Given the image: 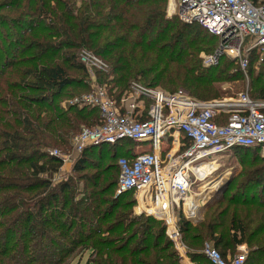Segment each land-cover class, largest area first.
<instances>
[{
	"label": "trees",
	"instance_id": "trees-1",
	"mask_svg": "<svg viewBox=\"0 0 264 264\" xmlns=\"http://www.w3.org/2000/svg\"><path fill=\"white\" fill-rule=\"evenodd\" d=\"M167 2L0 0V264H71L85 252L87 264H179L165 223L135 215L132 192L115 195L117 160L129 151L87 147L74 159V175L57 184L48 178L63 165L49 152L66 154L82 127L98 124L96 107L61 105L91 91L82 48L107 63L98 82L117 102L132 82L208 101L243 79L225 57L203 66L200 54L213 53L217 38L166 18ZM263 76L252 81L254 100H264ZM192 224L178 213L179 233L193 245L210 241L224 258L246 245L245 264H264V166L235 171Z\"/></svg>",
	"mask_w": 264,
	"mask_h": 264
},
{
	"label": "built area",
	"instance_id": "built-area-1",
	"mask_svg": "<svg viewBox=\"0 0 264 264\" xmlns=\"http://www.w3.org/2000/svg\"><path fill=\"white\" fill-rule=\"evenodd\" d=\"M166 18H176L183 25L198 24L217 38L213 53L200 54L206 68L225 57L245 72L251 53L264 52V0H168ZM78 60L89 74L109 71L101 58L84 48ZM67 105L96 107L99 112L98 124L82 127L71 140L75 154L87 147L117 145L124 140L133 144L126 150L132 156L117 160L115 195L132 192L134 213L162 220L171 241L180 235L178 213L187 220L196 219L204 203L200 197L222 178L202 186L213 174L205 175L207 166H218L212 156L233 148H257L264 156V100H254L247 92L199 101L182 90L170 93L132 82L117 102L105 86L93 84L89 93L62 104ZM49 154L63 163L68 160L58 150ZM189 199L198 204L193 205V201L186 206ZM236 249L234 255L224 258L206 243L202 253L210 264H245L247 246Z\"/></svg>",
	"mask_w": 264,
	"mask_h": 264
},
{
	"label": "rangeland",
	"instance_id": "rangeland-1",
	"mask_svg": "<svg viewBox=\"0 0 264 264\" xmlns=\"http://www.w3.org/2000/svg\"><path fill=\"white\" fill-rule=\"evenodd\" d=\"M78 53H77V56H78ZM253 56H254V59H253L254 62L252 64L253 65L252 70H253V73H254L255 76H249L248 69H246L245 72L242 71L243 72V79L241 81L232 82V83H225V84H223L221 86L222 87V91H223V94L221 96L222 98L232 97V96H235V95H237L239 93H245V92H247L249 95H251L255 91V89H257L259 87L258 84H253L252 81L255 79L256 73H258L260 71H264V62L263 63L260 62L261 58L264 59V52L263 53L254 52ZM97 57H99V56H97ZM99 58H101V57H99ZM249 59H250V57H249ZM84 69H85V71L87 73V78H88L89 83H90V89L89 90H91L93 84L101 85L98 82V76H97L96 72H92L91 74H89L85 67H84ZM261 81L264 82V76L261 79ZM141 85H143V84H141ZM153 88H156V87H153ZM159 89H161L163 91H166V92H170V91L164 90L163 88H160V87H159ZM74 92L77 93L76 91H74ZM68 100H70V99L63 100L61 105L65 101H68ZM120 104L121 103H119V105ZM70 145H71V142H70ZM132 145L133 144L131 142H129V141H126V140L121 141L118 144V150L119 151H126L129 148H133ZM69 150L66 151L67 152L66 153V155H67L66 159H68V160L65 163H63V165L60 168L59 172H57L55 174H51V175L48 176V178L50 179L52 184H57V183H59L61 181H64L68 177H71L72 175H74L72 173L73 163H74V159H76V156H78V154H75L73 152L72 148L69 149ZM258 155H259L258 154V150H256V149L254 150L253 149V150H248V151H245V152L243 150L242 151L231 150L230 152H228L226 154L212 156L211 159L216 160V163L218 164L217 167L219 169L217 168L218 170H216L215 173L212 174V176L210 177L209 181L203 182L202 186L204 187L205 184L207 185V183L210 182V180L212 181V180L216 179V182H217V180L220 179V177L222 176V178L220 179L219 183L218 182L216 183V185L218 186V185H220V183L222 181L225 182L227 179H229L231 177V175L235 171H243V172L244 171H250V170H253L254 168H257V167H260V166H264V162H262V160L260 159V157H258ZM206 160H209V158H206L205 161ZM105 166H106V163L102 165V167H105ZM86 171H88L89 174H91L93 172V170H91V169H88ZM216 185H213L214 186L213 189L216 188ZM210 190H211V188H210ZM210 193L211 192L202 195L200 197L201 201L202 202L206 201L209 198ZM193 201H195V202H193ZM189 202H191V204L193 202V205H194V203L198 204L197 200L189 199L186 202V206L190 205ZM133 213H134V207H133ZM202 218H203V212L202 211H198L196 219L191 221V223H193L192 225H195L197 222L202 220ZM170 229H172V228L170 227ZM192 234H193V232H191L190 235H192ZM190 235H188V237H190ZM171 243H172L173 248H174L173 250H175V252L177 253V255L179 257V264H206L205 258H204V260H197V259L201 258L200 254H202V249H203L202 247H204V245L206 243H209V244L212 245V242H210V241L202 242L201 246H199L198 244H194L193 245V243H192V241L190 239H184V237L181 236V234L179 235V237H178V239L176 241H171ZM247 249H248V247H247ZM236 250L237 249H235L233 254L236 253ZM88 257H89V252H85L82 255V257L75 258L71 262V264H87ZM192 257H195L196 259H193Z\"/></svg>",
	"mask_w": 264,
	"mask_h": 264
},
{
	"label": "water",
	"instance_id": "water-1",
	"mask_svg": "<svg viewBox=\"0 0 264 264\" xmlns=\"http://www.w3.org/2000/svg\"><path fill=\"white\" fill-rule=\"evenodd\" d=\"M228 180L229 179H227L225 182L224 181L221 182L220 185H218L216 191L206 201H204V203L202 204L203 206H200L198 211H202L203 213L205 212V210L209 206V204L212 203L215 200V198H217L219 193H221V190L227 184ZM116 196H118V195H116ZM199 201H201V198L199 199ZM190 221H192V219H190Z\"/></svg>",
	"mask_w": 264,
	"mask_h": 264
},
{
	"label": "bare ground",
	"instance_id": "bare-ground-1",
	"mask_svg": "<svg viewBox=\"0 0 264 264\" xmlns=\"http://www.w3.org/2000/svg\"><path fill=\"white\" fill-rule=\"evenodd\" d=\"M213 168V169H212ZM217 170V167H212V166H207V168L205 169V171L207 172V173H205V175L206 176H209V174L211 175L212 173H215V171ZM200 171H202V170H200ZM209 171V172H208ZM204 173V172H203ZM208 174V175H207ZM223 182V181H222ZM214 188V186L212 187L211 186V190ZM214 190V189H213ZM212 190V191H213ZM211 192V191H210ZM207 198V197H206ZM189 203H191V202H189ZM188 203V204H189ZM187 206H189V205H187Z\"/></svg>",
	"mask_w": 264,
	"mask_h": 264
}]
</instances>
